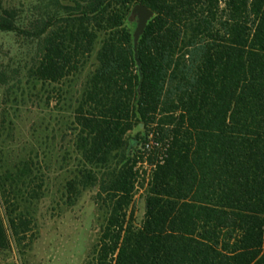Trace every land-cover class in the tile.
<instances>
[{
    "label": "trees",
    "instance_id": "trees-1",
    "mask_svg": "<svg viewBox=\"0 0 264 264\" xmlns=\"http://www.w3.org/2000/svg\"><path fill=\"white\" fill-rule=\"evenodd\" d=\"M137 3L154 12L139 65ZM24 12L0 0V31L30 45L27 64L0 67L3 103L24 77L62 86L95 53L67 182L72 198L96 187L105 210L88 264H264V0H36ZM4 175L6 193L33 182ZM9 223L27 231L23 213ZM5 233L0 221V248Z\"/></svg>",
    "mask_w": 264,
    "mask_h": 264
},
{
    "label": "rangeland",
    "instance_id": "rangeland-1",
    "mask_svg": "<svg viewBox=\"0 0 264 264\" xmlns=\"http://www.w3.org/2000/svg\"><path fill=\"white\" fill-rule=\"evenodd\" d=\"M35 1L3 0V4L21 8L26 14ZM127 25L134 31L136 18L129 15ZM29 55L28 42L13 32L0 31V67L24 66ZM94 56L80 75L62 86L40 82L34 86L24 77L22 87L5 103L0 86V176L13 174L14 178L24 169L20 180H33L30 187H16L10 193L0 187V221L6 232L0 264H88L92 258L105 210L96 203V187L85 188L72 198L67 182L79 166L74 109ZM53 87L61 90L52 93ZM35 193L38 198L24 203L23 199ZM16 203L19 208L10 214L7 207ZM22 213L28 221L27 231L17 237L9 218ZM143 214L144 195L138 193L137 223Z\"/></svg>",
    "mask_w": 264,
    "mask_h": 264
},
{
    "label": "water",
    "instance_id": "water-1",
    "mask_svg": "<svg viewBox=\"0 0 264 264\" xmlns=\"http://www.w3.org/2000/svg\"><path fill=\"white\" fill-rule=\"evenodd\" d=\"M131 16L136 18V26L133 31V51L137 64H140L138 58V42L141 34L144 32L148 21L153 17L154 12L146 5L137 3L131 9Z\"/></svg>",
    "mask_w": 264,
    "mask_h": 264
}]
</instances>
